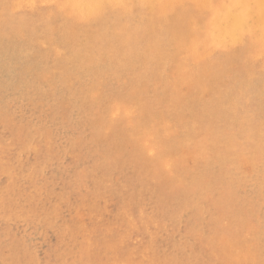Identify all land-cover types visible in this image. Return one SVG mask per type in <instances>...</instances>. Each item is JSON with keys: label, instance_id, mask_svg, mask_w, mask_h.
<instances>
[{"label": "rangeland", "instance_id": "obj_1", "mask_svg": "<svg viewBox=\"0 0 264 264\" xmlns=\"http://www.w3.org/2000/svg\"><path fill=\"white\" fill-rule=\"evenodd\" d=\"M118 1L0 0V264H264V8Z\"/></svg>", "mask_w": 264, "mask_h": 264}, {"label": "bare ground", "instance_id": "obj_2", "mask_svg": "<svg viewBox=\"0 0 264 264\" xmlns=\"http://www.w3.org/2000/svg\"><path fill=\"white\" fill-rule=\"evenodd\" d=\"M102 1V0H101ZM100 0H99V3H98V5L100 4V2H101ZM118 1V0H117ZM142 1V0H141ZM159 1V0H158ZM202 1H204V0H202ZM201 1V2H202ZM209 1V0H208ZM229 1V0H228ZM248 1V0H247ZM260 2H256L257 3V5H258V7H259V9L258 10H255V12H253V13H257L258 14V12H256V11H259V10H261L262 8H264V0H259ZM110 2V1H109ZM119 2V1H118ZM120 2H121V0H120ZM119 2V3H120ZM160 2V1H159ZM191 2H194V1H191ZM198 2V1H197ZM196 2V4L198 5L199 3H197ZM200 2V1H199ZM115 3V2H114ZM124 3V2H123ZM156 3H157V1H156ZM166 3H170V0L168 1V2H166ZM172 3H173V1H172ZM203 3V2H202ZM208 3V2H207ZM92 4V3H91ZM95 4V3H94ZM97 4V3H96ZM109 4H111V3H109ZM181 4H182V2H181ZM201 4V3H200ZM229 4V3H228ZM248 4V3H247ZM127 5H129V4H127ZM180 5V4H179ZM204 6H205V4H203ZM209 5V4H208ZM211 5V4H210ZM241 5H245V6H247L248 7V5H246L245 4V2H244V0H236V6H235V4L233 5V6H235V8H234V10H233V12H232V14H230V18L231 19H235V21H233L232 22V28H234L235 27V30H238L239 28V26H241L243 23H244V12H242V9H241ZM256 5V4H255ZM181 6V5H180ZM201 6V5H200ZM207 6V5H206ZM14 7V6H13ZM159 7H160V4H159ZM165 7V6H164ZM166 7H168V5L166 4ZM169 7H172V6H170L169 5ZM208 7V6H207ZM232 7V6H231ZM247 7H245L246 9H247ZM251 7H252V5H251ZM251 7H249V8H251ZM256 7V6H255ZM198 8V7H197ZM203 8V7H202ZM228 8V7H227ZM124 9H125V7H124ZM158 9V8H157ZM166 9V8H165ZM207 9V8H206ZM209 9H210V7H209ZM229 9V8H228ZM129 10V9H128ZM131 10V9H130ZM159 10H163L164 11V9L162 8V9H159ZM211 10H212V8H211ZM227 10V9H226ZM98 11V10H97ZM126 11V10H125ZM171 11V10H170ZM228 11V10H227ZM216 12H218V11H216ZM231 12V11H230ZM237 12H239V14L237 13ZM227 13H229V12H227ZM214 14V13H213ZM219 14V13H218ZM215 15V14H214ZM258 16H259V14H258ZM262 16V15H261ZM264 16V15H263ZM257 17V16H256ZM255 19V18H254ZM247 20V19H246ZM256 20V19H255ZM228 21V20H227ZM222 23V22H221ZM225 23V22H224ZM253 22H250V24H252ZM219 24V23H218ZM259 24H261L260 23V21H259ZM217 25V24H216ZM225 25V24H224ZM244 26H246L245 24H244ZM263 26H264V24H263ZM230 27V26H229ZM248 27V26H247ZM224 28V27H223ZM261 28H263V27H261ZM218 29V28H217ZM220 29V28H219ZM229 29V28H228ZM251 29V28H250ZM222 30V29H221ZM224 30V29H223ZM231 29H229V31H230ZM248 31H250V30H248ZM220 32V31H219ZM223 32V31H222ZM227 32V31H226ZM225 32V33H226ZM233 32V31H232ZM227 33H229V32H227ZM224 35V34H223ZM264 35V34H263ZM217 37V36H216ZM219 37V36H218ZM220 37H221V35H220ZM196 38V37H195ZM194 38V39H195ZM229 40V39H228ZM192 47V46H191ZM198 47V46H197ZM60 50V49H59ZM197 51V50H196ZM204 55V54H203ZM255 55V54H254ZM193 56V55H192ZM250 57V56H249ZM257 57V56H256ZM256 59H258V58H256ZM205 60V59H204ZM263 62V61H262ZM186 63V62H185ZM262 64V63H261ZM151 152V151H150ZM6 163V162H5ZM17 178V177H16ZM40 191V190H39ZM67 201V200H66ZM55 204V203H54ZM56 205V204H55ZM103 206V205H102ZM74 255V254H73Z\"/></svg>", "mask_w": 264, "mask_h": 264}]
</instances>
